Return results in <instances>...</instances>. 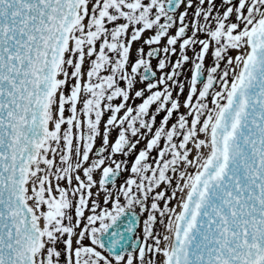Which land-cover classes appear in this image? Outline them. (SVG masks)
I'll use <instances>...</instances> for the list:
<instances>
[{
	"label": "snow or ice",
	"instance_id": "1",
	"mask_svg": "<svg viewBox=\"0 0 264 264\" xmlns=\"http://www.w3.org/2000/svg\"><path fill=\"white\" fill-rule=\"evenodd\" d=\"M221 7L214 0H0V264H264V0ZM146 31L154 33L143 40L149 50L138 47L133 60L132 45ZM190 47L188 111L168 127L181 106L178 77ZM138 81L145 87L136 89ZM129 133L146 147L117 187L129 168L115 155L127 158L140 143ZM161 183L171 195L153 194ZM135 206L147 213L142 239L132 220L118 227Z\"/></svg>",
	"mask_w": 264,
	"mask_h": 264
},
{
	"label": "flooded vegetation",
	"instance_id": "2",
	"mask_svg": "<svg viewBox=\"0 0 264 264\" xmlns=\"http://www.w3.org/2000/svg\"><path fill=\"white\" fill-rule=\"evenodd\" d=\"M214 2H215V4H216V6H217V8L222 12L223 10H224V7H226V6H224V7H221V4H222V0H214ZM196 3V0H194V4ZM185 10V5H181V7L178 9V11H177V16H178V13H179V11H184ZM187 11H188V16H187V21L186 22H190V21H192L193 20V13H194V8H188L187 9ZM214 14H215V12H214ZM232 19L234 20V16L232 17ZM120 22H123V21H120ZM201 22H202V18H201ZM177 26H178V21H177ZM191 31H192V29H191V27H189V29H188V32H189V34H191ZM174 32H175V26L170 30V34H174ZM154 33L152 32V31H146V32H144L143 34H142V38L139 40V41H137V42H135V43H133V45H132V59L134 60L135 58H136V49L138 48V47H141V46H143V48H144V53L146 54L147 52H148V50H149V46L148 45H145L144 43H143V40H144V38H148V37H150L151 35H153ZM201 38H204L203 37V35L201 34ZM164 43H166V41L162 38V41H161V44H160V47H163V44ZM177 47V54H175V55H172L171 57H170V61L171 62H174L176 59H178V53H179V46L177 45L176 46ZM199 48H200V46L197 44L196 46H195V51L196 52H198L199 51ZM211 49L209 50V52L206 54V56H205V59H204V69H205V71H204V74H203V79H206V75H207V73H206V69L208 68V67H210V66H212L213 65V60H214V58H213V56H212V54H211ZM187 55L190 57V60L188 61V62H186V63H184L183 64V67H182V69H181V72H182V74L178 77V79H179V81H181V82H183L184 83V92H183V94H181V95H179V102H180V108H179V110L178 111H175L174 113H173V116L170 118V120H169V122H168V127H170L171 126V124L172 123H174V122H176V120H177V118H178V116L180 115V114H184V113H186L187 111H188V109H186L184 106H183V103H184V100L186 99V97H187V93H188V83H187V80L188 79H190V76H191V71H190V69L192 68V58H194V56H195V53L193 52V50H192V48L190 47L189 49H188V51H187ZM161 56H163V53H161ZM157 63H158V61H157V59L156 58H152L151 59V66H152V68H153V70L155 71V73H156V79H158L159 78V76L160 75H162L163 73L157 68ZM223 64V63H222ZM220 65V67L221 68H223V65ZM170 70V66L169 67H166L165 68V72L166 71H169ZM153 82H155V81H153ZM121 86H123V85H121ZM145 87V85L143 84V83H140L139 81L136 83V89H140V88H144ZM162 87V86H161ZM199 87H202V83H198V88ZM179 92V89L178 88H173V97L172 98H177V93ZM148 93L147 92H145V95H147ZM211 96H209V97H207L206 98V100H205V102L206 103H209V101H210V98ZM120 102V99L119 98H117V100L115 101V103H119ZM141 101L140 100H135V101H132V100H130L128 103H129V105H136V104H139ZM193 102H195V101H193ZM169 107H170V104L168 105ZM155 107H156V105L155 104H153V105H151L150 106V111H154L155 110ZM67 115H69V113L66 111L65 112V116H67ZM109 114L108 113H106L105 115H104V117H102V122H101V125H100V132L101 133H103V130H104V123L106 122V120H107V116H108ZM120 115H122V113H120ZM164 115H166V113L165 112H161V113H159L158 115H157V117H156V120H155V126H159V123H160V121H161V119H162V117L164 116ZM189 121H190V118H189ZM66 127V126H65ZM142 132H146L147 130L146 129H144V130H141ZM153 133H154V129H153ZM117 134H118V127L117 128H113L112 130H111V132H110V134H109V144H111L112 142H114V140H115V138H116V136H117ZM129 135V138L131 139V140H133V141H135L136 139H139L140 140V143L137 145V147H136V149L127 157V158H125V157H122L120 154H116L115 155V160L116 161H120V160H122V159H127V161H128V168H129V172H124V171H121L119 174H118V179L116 180V185H117V187L119 186V184H121V183H123V181H124V179L130 174V165H131V162L134 160V158H135V155H137L138 153H139V151L141 150V149H144L145 147H146V139H144L143 137H134V136H131V133H129L128 134ZM148 138H151L150 136L148 137ZM181 139V137H177V138H174V142H179V140ZM101 144H102V139L100 138V137H98L97 139H96V141H95V145H94V150H95V148H99L100 146H101ZM163 146V140H161V143L157 146V149L158 148H160V147H162ZM109 151H110V147H109ZM107 154V153H106ZM158 156V151L157 150H153L151 153H150V157H149V163L150 164H152V166L153 167H155V164H153L152 163V160H153V158H156ZM169 158H170V156H169ZM169 175H172V173L171 172H169L168 173ZM99 177H100V173L99 172H96L95 173V178L98 180L99 179ZM63 182V184L65 185V182L64 181H61V183ZM73 183H75V181H73ZM162 185L164 184V183H161ZM109 187H111V185H109ZM159 188V186L156 188V189H154V192H153V194H155V192H156V190ZM121 202L122 203H124V201H123V198H121ZM151 198H149L148 200H147V206L148 207H150V205H151ZM133 210H136V211H138V213H140V209H139V206H135L134 208H133ZM74 214V213H73ZM88 213H87V211H86V215H87ZM140 214H142V219H143V221H144V219H146V217H147V213L145 212V213H140ZM142 224H141V226H140V237H141V239H142V237H143V231H142V229H143V222H141ZM149 242H151V241H149ZM85 243H87V241H85Z\"/></svg>",
	"mask_w": 264,
	"mask_h": 264
},
{
	"label": "water",
	"instance_id": "3",
	"mask_svg": "<svg viewBox=\"0 0 264 264\" xmlns=\"http://www.w3.org/2000/svg\"><path fill=\"white\" fill-rule=\"evenodd\" d=\"M138 214L133 212V211H126V213L121 217L120 221H118V227L119 228H123L127 225V222L129 220L133 221V224L135 225V227L137 226L138 223ZM135 231V229H134Z\"/></svg>",
	"mask_w": 264,
	"mask_h": 264
},
{
	"label": "rangeland",
	"instance_id": "4",
	"mask_svg": "<svg viewBox=\"0 0 264 264\" xmlns=\"http://www.w3.org/2000/svg\"><path fill=\"white\" fill-rule=\"evenodd\" d=\"M201 136L203 137V135H201ZM164 186H165V190L164 191H166V193L169 194L171 188H167V186L165 184H164ZM101 201H102V194H101ZM172 201H171V203H172ZM159 203H160V206L163 207V201H160ZM175 206H176V204H174L173 207H175ZM155 227H156L157 231L163 233V228H162V226L159 223L156 224ZM158 259H162V257H158Z\"/></svg>",
	"mask_w": 264,
	"mask_h": 264
},
{
	"label": "bare ground",
	"instance_id": "5",
	"mask_svg": "<svg viewBox=\"0 0 264 264\" xmlns=\"http://www.w3.org/2000/svg\"><path fill=\"white\" fill-rule=\"evenodd\" d=\"M189 147L191 148V144H189ZM194 155V152L192 153V156ZM192 156H190V157H192ZM163 259V258H162Z\"/></svg>",
	"mask_w": 264,
	"mask_h": 264
}]
</instances>
